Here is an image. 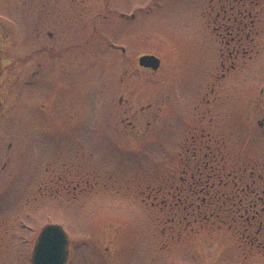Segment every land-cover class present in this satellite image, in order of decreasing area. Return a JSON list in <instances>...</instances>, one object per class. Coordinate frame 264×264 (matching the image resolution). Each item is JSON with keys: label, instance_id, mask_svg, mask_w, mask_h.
<instances>
[{"label": "rangeland", "instance_id": "obj_1", "mask_svg": "<svg viewBox=\"0 0 264 264\" xmlns=\"http://www.w3.org/2000/svg\"><path fill=\"white\" fill-rule=\"evenodd\" d=\"M104 3L80 5L136 10L125 53L51 63L0 37V264H31L48 223L66 264H264V0Z\"/></svg>", "mask_w": 264, "mask_h": 264}, {"label": "flooded vegetation", "instance_id": "obj_2", "mask_svg": "<svg viewBox=\"0 0 264 264\" xmlns=\"http://www.w3.org/2000/svg\"><path fill=\"white\" fill-rule=\"evenodd\" d=\"M82 1L83 0H75L76 5H73V0H36L35 6L31 8L25 6L22 8V11L19 12L18 16L14 19H9L15 23L10 24L9 20L5 21L0 19V37H2L3 40H7L9 36L5 34V30L9 31V29H16L19 32L18 41L20 42L22 52H25V47L33 48V50L36 48L33 52L39 53V57H41L43 53L42 56L48 57L51 63H57L58 61L69 62L79 59L77 55L75 56L72 54V51L81 52L83 50L81 47H85L87 41L91 40H98V42L100 41L102 43L107 40L102 46L108 48L112 47L115 51L117 49L119 52L125 53L126 50L119 41L122 39V34L125 35L127 30H131L129 23L131 24L130 19L135 17L136 10L127 12L126 10H121L122 7L120 6L113 9L109 6H102L100 10L96 12L93 10V13H91V8L80 5ZM101 2L103 5L106 4L104 0H101ZM111 10L115 11V17L109 15V11ZM103 11L108 12L105 13ZM89 14L95 15L94 18L92 17L94 20L100 15L99 21L103 23L107 20H114L115 22L109 23L110 27L113 29L109 30L110 27L104 26L105 24L99 27L101 29L99 31H96L97 28L95 27L89 29L87 22V16ZM5 23H7L8 26H6ZM122 24L125 29L122 27ZM102 30L112 32L115 37L113 41L106 39L111 34L109 33L108 35ZM126 36L127 35H125V37ZM28 42L29 45L27 44ZM73 48H75V50H72ZM26 57L27 55L25 53L22 58L27 60ZM39 59L40 58H36L37 61H39ZM1 61H3V57ZM137 66L150 72L152 71L150 68L142 67L139 64ZM119 81H122V79H119ZM259 123L262 124L263 121Z\"/></svg>", "mask_w": 264, "mask_h": 264}, {"label": "water", "instance_id": "obj_3", "mask_svg": "<svg viewBox=\"0 0 264 264\" xmlns=\"http://www.w3.org/2000/svg\"><path fill=\"white\" fill-rule=\"evenodd\" d=\"M160 60L154 54H143L139 65L158 69ZM68 237L57 223L44 225L39 231L31 253V264H65L68 259Z\"/></svg>", "mask_w": 264, "mask_h": 264}]
</instances>
